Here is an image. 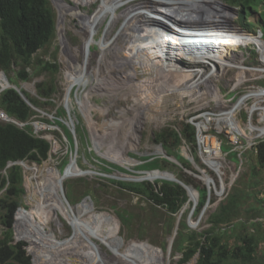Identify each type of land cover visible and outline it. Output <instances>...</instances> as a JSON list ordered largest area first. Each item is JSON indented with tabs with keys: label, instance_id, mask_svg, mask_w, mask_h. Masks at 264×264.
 I'll return each mask as SVG.
<instances>
[{
	"label": "rangeland",
	"instance_id": "rangeland-1",
	"mask_svg": "<svg viewBox=\"0 0 264 264\" xmlns=\"http://www.w3.org/2000/svg\"><path fill=\"white\" fill-rule=\"evenodd\" d=\"M49 1L56 16V36L51 44L42 49L37 56L44 62L54 60L58 65V72L55 75V92L52 99L43 101L41 108L37 111L38 116L36 118L42 119V121L35 120L32 124L35 134L48 140L52 149L47 161L41 165L32 164L39 167L48 164L53 167L56 181L62 175L58 170L61 162L70 151V147L62 132L53 125V121L57 117L58 108H65L69 115V122L67 121L66 124L69 126L71 119L75 125H78L79 120V127L85 130L83 132L79 128L78 138L75 135L77 149L80 150L76 158L77 160L80 159L79 165L82 166L80 168L83 171L92 170L98 174L68 178L62 184V195L58 193L63 202L74 207L83 202H89L92 205L93 212L98 215L95 223L96 227L90 225V223H93L92 220L88 221L86 219L87 224L84 223V226H88L92 234H99L97 231V229H100L97 227L98 225H107L111 242L120 248H125L135 242L146 258L154 250H160L164 252L167 264H182L180 262L182 252H176L175 250L180 228L178 225L174 227V223L166 210L154 208L150 202L140 196L123 190L105 179L111 178L116 181L136 183L137 181L134 180L139 177H146L150 173L138 171L126 175L115 172L106 175L100 172L101 170L93 158L97 157L127 170H133L141 164L135 156L164 157L166 155L161 145L155 142V134L158 131L167 126L180 129L181 122L192 124L196 131V142L185 144L181 148V154L189 160L191 166H185L180 162H170L171 165H163L162 171L172 173L178 179L183 178L187 181L186 185L191 186L194 195L190 196L191 205H187L185 208V210L189 209L188 225L197 232L207 229L209 216L217 210L220 202L227 197L228 192L238 178L243 173H248V163L255 158L249 152L250 148L245 151L242 160L239 159V161H233L227 153L222 152L221 147L224 143L230 145V134L226 133L228 127L226 122L221 120L223 117L221 113L230 110L234 105L237 106L240 102L236 104L238 99L249 91L252 84L264 86V78L253 79L258 73L254 75L251 72H244L247 81L239 87L238 82L235 81V78L239 76V71L238 68H234L235 65L251 68L262 66L261 53L253 45L255 42L258 44L259 35L262 39L260 30L256 28L251 33L244 32L250 35V39L245 40L246 35L238 25L239 8L220 0L223 4L231 6L236 12L223 6L216 9L228 11L230 13L228 18L238 27L239 31L236 29L231 45L215 42L214 48L209 53L211 52L210 54L219 62L230 64L232 67H229L225 73H221L222 65L216 64L217 61L215 60L200 59L202 62H187L185 60L187 54H184L180 48H187L190 51L191 49L179 45L181 40L184 42L187 39H180L178 35L164 33L165 39H162L161 42L165 45L163 43L161 45L165 48L162 51H165L168 61L175 63L183 73L186 70L191 71L182 84L189 88L181 95H177L175 91V88H180L179 85L170 86L166 88L169 89L167 91L161 87V90L157 91L159 95L157 92L155 94V91L149 94L147 91H151L149 89L150 84L141 85V83L150 77L151 69L146 66L141 67L132 64L131 61L142 62L143 56H148V52L151 50L150 45L143 46L147 44L141 43V48L146 50L144 52L137 48L138 43L133 42L134 40L127 43V39L123 38L122 34L129 30L120 33L122 19L117 21L105 37L108 26L115 15L111 12L107 15L108 17H105L99 28L95 29L96 33L89 49L91 55L83 77L84 82L81 86L74 88L76 74L72 67L71 53L81 61L84 45L87 40L92 39L78 17V13L82 12L83 15L91 17L100 10L107 0H77V2L66 0L69 5L78 6L80 11L61 10L54 0ZM211 3L209 1L205 4L209 5ZM137 4L138 1H132L128 6ZM125 7L120 8L116 14H119ZM180 7L184 8L183 6ZM184 9L214 10L205 8ZM256 13L258 12H254V14ZM188 24L189 26L192 25ZM208 25H205V28H210ZM210 30L216 33L212 28ZM103 41L107 42L104 49ZM154 42L157 47V41ZM261 42L264 46V40ZM124 50H126L125 54ZM220 50L224 52L221 53ZM126 56H129L127 58L129 59L128 62L125 58L123 60V57ZM0 72L2 71L0 70ZM126 72H129L131 76L125 75ZM30 73L31 78L28 81L15 80V78L10 81V77L4 75L11 84L22 87V91L30 97L38 98L37 85L49 83L53 78L47 72L38 71L34 73L33 70H30ZM162 83L160 81L156 86L159 88ZM24 85L27 87L23 88ZM141 88L142 90H140ZM68 97H70L69 101H67ZM245 115L246 113L243 112L242 116ZM43 120H48L51 124L43 122ZM207 120V130L204 131L201 138L197 123ZM246 121L247 119L244 120V123ZM215 123H218V125H215ZM208 139L214 140L213 145L215 147L219 145L220 156L211 155L214 150H212L211 144L207 143ZM195 157L199 162L195 161ZM208 160L220 161L224 168L223 174L214 172L213 167L207 163ZM69 165L70 160L67 166ZM22 168L26 194L18 211L21 209L27 211V215L36 222L30 211L35 207L36 196L33 189L36 187L37 181L31 172H26L24 166ZM61 173H64V171ZM260 177H263L262 185L264 187V171H262ZM205 178H211L213 181L209 184L204 181ZM154 181L150 180L149 182ZM68 184L75 186L72 200L67 198L66 186ZM203 189L209 190L210 194L203 211L195 217V211L200 205L198 190ZM77 212L81 214L79 210ZM16 221L17 216L15 215L14 238L17 242L23 241L27 244V254L32 258V264H35L34 258L29 252V242L19 238V227ZM98 221L99 223H97ZM61 222L51 223L50 226L43 225L48 229L52 242L46 249V258L42 264H73V262L76 264L88 262L89 264V261L95 256L97 259L94 264H121L116 259L114 252L105 246L99 237L97 238L94 235L92 240L95 244L100 245L101 253L102 255L104 253L106 262L99 255L96 246L77 238V230L68 221L61 217ZM197 258L195 256L184 264H197Z\"/></svg>",
	"mask_w": 264,
	"mask_h": 264
},
{
	"label": "trees",
	"instance_id": "trees-1",
	"mask_svg": "<svg viewBox=\"0 0 264 264\" xmlns=\"http://www.w3.org/2000/svg\"><path fill=\"white\" fill-rule=\"evenodd\" d=\"M173 1L187 9H216L220 6L230 8L220 0ZM209 1L212 3L206 5ZM222 1L239 8L238 24L243 30L252 32L258 28L262 32V39L258 36L260 41L264 39V0ZM56 25V16L49 0H0V70L10 77V81H13V78L28 81L31 78L30 70L34 73L47 72L53 78L49 83L37 85L38 98H32L23 91L37 109L41 108L43 101L52 99L55 92L58 65L54 60L44 62L37 55L55 38ZM244 34L245 40L250 39V35ZM253 45L257 48L256 42ZM261 45L263 46L262 42ZM2 72L0 87L11 85ZM0 110L11 119L24 124L23 127H18L14 123L0 122V264H32V258L26 251L27 244L23 241L17 242L14 238L15 215L19 238L29 242V252L35 264H42L46 258V249L52 241L47 230L37 226L27 215V211H18L26 191L23 168L17 163L41 165L49 159L52 146L48 140L35 134L32 122L42 119L36 118L38 112L29 106L16 90L6 89L0 93ZM68 118L67 110L60 107L53 121V125L62 132L70 147L60 164L61 172L69 164L70 154L76 145L75 136L66 124ZM43 122L51 124L48 120ZM79 123L78 120L75 127L77 138L81 128ZM180 127L178 129L167 126L161 129L155 134V142L161 145L167 156L174 157L181 164L190 167L189 160L181 154V148L185 144L196 142V131L192 124L186 122H181ZM221 150L233 161H238V154L232 150L231 145L224 143ZM249 150L255 158L248 163V173H243L234 183L227 197L209 216L208 228L202 232L192 230L188 225L189 209L185 208L191 205V201L188 192L180 184L167 180L127 183L105 179L140 196L154 208L166 210L174 227L178 225L180 228L175 250L182 252V264L189 262L196 255L197 264H264V187L263 177H260L264 171V143H259ZM77 152L79 154L80 150ZM135 157L141 164L133 170L97 157L93 160L100 172L106 175L115 172L130 175V172L162 171L164 164L171 165L165 157ZM195 161L199 162L196 157ZM79 162L78 158V165ZM10 163L16 164L8 166ZM180 180L187 183L183 178ZM66 189L67 198L72 200L75 186L68 184ZM198 192L200 205L195 211V217L203 211L210 194L207 189Z\"/></svg>",
	"mask_w": 264,
	"mask_h": 264
},
{
	"label": "bare ground",
	"instance_id": "bare-ground-1",
	"mask_svg": "<svg viewBox=\"0 0 264 264\" xmlns=\"http://www.w3.org/2000/svg\"><path fill=\"white\" fill-rule=\"evenodd\" d=\"M74 1L77 2V0H74ZM132 1H138V4L133 5V6H128V4ZM54 2L58 4L61 10L69 9L73 11H80L78 6H71L67 3L66 0H54ZM124 6L126 7L122 11H120L119 14H116L119 11V9ZM111 12H113V14L115 15L112 18L110 25L108 26L105 37L108 31H110V29L117 23V21L119 19H122L123 22L120 27L121 31L120 30L119 31L121 33V32H125L129 30L122 34L123 35L122 37L123 38L125 37L127 39V43H130V41L134 40L133 42H135L136 44L138 43L137 48L143 50L144 52L146 50L141 48V45H142L141 43L147 44L143 46L150 45L149 47L151 50H149L148 56H143V59L141 58L142 62H136V60L131 61L132 64H135L141 67L146 66L151 69L152 73L149 74L150 77L147 78L142 83L140 82L141 85L150 84L149 89L151 91H147L149 92V94L153 91H155V94H156L157 91L159 92L161 90V87L165 88V90L167 91L169 89H166V88L170 86L174 87V86L179 85L180 88L179 87L175 88L176 89L175 91L177 92V95H181V94H184L186 92V89L189 88L188 86H185L182 84L186 76L189 75L191 71L186 70V72L183 73V71L175 63H171L170 61H168L165 51H162L165 48V46L163 47L161 45V43H163L161 42L162 39H165L164 33H168V35L170 34H173L176 36L178 35L180 39L181 38L185 39L189 37L186 41L182 42L181 40L179 42V45L181 47H189L191 49L190 51L187 48H184V49L180 48V50L184 54H187V57L185 59L187 62H202L200 61V59L202 60L211 59V60L217 61L216 64L224 65L225 63L219 62L217 59H215L213 55L210 54L211 52L209 53V51L214 48L215 42L217 43L223 42V43H227L228 45H231L232 40L235 37L236 29L238 30V27H236L231 22L232 20L230 21V18H228L230 13L222 9L185 10L184 8L177 5L173 0H107L105 4L101 6L100 10H98L91 17L83 15L82 12H80V14L78 13V17L81 19L83 25H85V28L86 30H88L87 32L88 34H90L92 39H89L86 41L82 54H81V58H82L81 61H79V58L73 55L69 51L72 56L71 57V60L73 63L72 67L76 74L74 88L76 86H81L82 82H84L83 77H84V73L86 72V65L91 55L89 53L90 51L89 49H90L91 41L94 39V36L96 33L95 29L99 28V26L101 25L105 17ZM188 23L192 25L189 26ZM184 25L186 26L184 27ZM205 25L210 26V29L212 28L213 30H215L216 33H211V35H207L210 33L206 29H204ZM195 26L202 27V29L198 30L195 28ZM216 28H218V30H216ZM184 29H186V32H184L185 31ZM187 34H189V36H187ZM196 35H200V36H197L195 38L194 40L195 44H194L190 38H193ZM201 36H209V38H206V41H203L200 39ZM155 40L157 41V47L155 46V42H154ZM102 45L104 49L105 45H107V42L103 41ZM257 49L262 55L261 61L264 62V46L261 45V41L259 37H258ZM125 52L126 50H124V54ZM223 52L224 51H221V53ZM128 57L129 56L123 57V60L125 58V60H127L128 62L129 60L127 59ZM234 68L243 69V67H239L236 65ZM255 68L257 69H253V68L251 69H253V71L264 72V68L262 69L258 67H255ZM125 75L131 76L129 72H126ZM160 81H162L163 83L158 88L156 84ZM180 81L181 83H179ZM8 86L10 85L1 86L0 92L3 89L8 88ZM25 86L26 85H24L23 88L27 87ZM138 86H140V84H138ZM20 90L21 91L23 90L22 87L20 88ZM140 90H142V88ZM259 95L264 96V89H262L259 92ZM250 96H253V94L245 96L243 99H241V101L238 103L237 106L234 105V107H232L230 110L224 113H221L223 115L221 120L222 121L224 120V122L227 123V126L230 128L232 133L234 130H240L242 128V127L240 128L236 126L235 124V121H234L235 120L234 118L235 110L238 108L239 104L243 102V100H246ZM69 100H70V97L67 98V101ZM207 124H208V120L197 123V126H198L197 129H198V133L200 137L204 134V131L207 130ZM215 125H218V123H215ZM245 128L248 131L252 129L251 121L245 126ZM241 130H244V129H241ZM207 143L211 144L212 150H214L212 151L211 155L216 156V157L220 156V151L218 148L219 145H216L215 147V145H213L214 140H211V139ZM207 163L211 167H213L214 172L219 173L221 175L223 174L224 168L220 161L208 160ZM23 166H24L25 171L31 172L37 181V185L33 189L34 191L33 193L36 196L35 207L33 208V210L30 211L32 217L37 222L36 224L37 226L46 229L45 227H43V225L50 226L51 223H59L61 222V217H63L66 221L70 223V225H72L77 230V234H78L77 238L81 239L85 243H89L93 246H96V249L98 250L99 255L104 260H105L104 253L102 255L100 245L95 244L92 240V236L94 235H96L97 238L99 237L103 241L105 246H107L114 252L116 259L120 261L121 264H167L166 256L163 251L154 250L151 253V255L148 258H146L143 255L141 248L138 247L135 242L132 244H129L125 248H120L118 245L113 244L111 242L110 231L107 225L97 226L98 228H100V229H97L99 234H92L89 231L90 229L88 228V226H84V223H86L85 221L86 219L88 221L92 220L93 223H90V222L89 223L92 227L95 226L98 215L93 212L92 205L89 202H83L81 204H78V206L76 207L71 206L70 204L67 205L66 203L63 202L61 196L58 195V193L62 195V184L68 178L87 175V174H81L76 164L71 163L66 169L65 174L59 176L57 181L54 177L56 174L55 172H53V167H50L48 164L43 167H39L32 163L26 162V163H23ZM146 178L151 181L152 180L154 181L156 179H163V178L179 180L175 175L169 172L150 173L146 176ZM204 181L210 184L213 180L211 178H205ZM186 186L188 187L190 193H192V196H193L194 192L191 189V186H188V185ZM78 210L81 214H78L77 212ZM97 223H99V221ZM46 230H47L49 238L52 241V238L50 236L48 229ZM70 255H72L71 252H70ZM96 259L97 258L95 256L89 261V264H94ZM73 264H76V263L73 262ZM80 264H88V262H82Z\"/></svg>",
	"mask_w": 264,
	"mask_h": 264
},
{
	"label": "built area",
	"instance_id": "built-area-1",
	"mask_svg": "<svg viewBox=\"0 0 264 264\" xmlns=\"http://www.w3.org/2000/svg\"><path fill=\"white\" fill-rule=\"evenodd\" d=\"M262 57V55H261ZM232 67L230 64H224L222 65V68L220 69L221 73H225L226 70ZM243 67L245 69H238L237 78H235V81L238 82L239 87L240 85L244 84L247 79L245 77L244 72H251L254 75L258 73V75H255L253 79H259L264 78V72L259 71H253V69H257L252 67H245V66H239ZM258 68H264V62L262 61V66H259ZM239 78V79H238ZM264 89V86L262 85H254L252 84L249 88V91L241 96L236 104L241 101L245 96L253 94V96L248 97L246 100H243L242 103L239 104L238 108L235 110V124L238 127H242L241 129L244 130H234L233 133L228 127L226 133L229 135V142L231 145V148L234 152L238 154V159L242 160L243 154L247 149L253 148L255 145L259 143H264V96H260L259 92ZM234 107V106H233ZM243 112L246 113V117L242 116ZM247 121L244 123V120ZM0 120L8 122L9 119L6 116V114L2 111H0ZM251 121L252 123V129L248 131L245 126Z\"/></svg>",
	"mask_w": 264,
	"mask_h": 264
},
{
	"label": "water",
	"instance_id": "water-1",
	"mask_svg": "<svg viewBox=\"0 0 264 264\" xmlns=\"http://www.w3.org/2000/svg\"><path fill=\"white\" fill-rule=\"evenodd\" d=\"M231 9H233V8H231ZM234 10V9H233ZM3 75H4V72H3ZM5 76V75H4ZM5 78H6V76H5ZM6 89H14V90H16L18 93H19V95L21 96V98L29 105V106H31L34 110H36V111H38V109L36 108V107H34L32 104H31V102L29 101V99L26 97V95L24 94V92L23 91H21L20 90V87H18V85H16V84H11L10 86H8V88H6ZM6 89H3L2 91H4V90H6ZM1 91V92H2ZM69 122V121H68ZM13 123L15 124V125H17L18 127H23L24 126V124H20L19 122H17V121H15V120H13ZM69 127H70V130L72 131V133H75V123L70 119V125H69ZM77 145H75V149H74V151L71 153V159H70V164L71 163H74V164H76L77 165ZM165 158H167L169 161H171V162H174V163H178V161L174 158V157H169V156H167V155H165L164 156ZM16 163H10L8 166H12V165H15ZM17 164H19V165H21L22 167H23V162H19V163H17ZM77 167H78V165H77ZM195 167H197V165H195ZM68 168V166L65 168V170H64V173H61V171L60 170H58V172L60 173V174H62V175H64L65 174V172H66V169ZM79 168V170H80V173L81 174H87V175H90V174H98L97 172H95V171H92V170H87V171H83L80 167H78ZM155 172H162V171H160V170H155V171H150V172H147V173H155ZM148 179L146 178V177H139L138 179H136V180H134V181H147ZM162 180H167V181H172V182H176V183H178V184H180L182 187H184L185 189H186V191L188 192V195L189 196H192V193H190V191H189V189H188V187L186 186V184L185 183H183L181 180H174V179H165V178H163ZM148 181H150V180H148ZM64 195V194H63ZM64 197H65V195H64ZM65 199H66V197H65ZM66 201H67V199H66ZM68 202V201H67Z\"/></svg>",
	"mask_w": 264,
	"mask_h": 264
},
{
	"label": "clouds",
	"instance_id": "clouds-1",
	"mask_svg": "<svg viewBox=\"0 0 264 264\" xmlns=\"http://www.w3.org/2000/svg\"><path fill=\"white\" fill-rule=\"evenodd\" d=\"M228 6V5H227ZM228 7H230V8H232L231 6H228ZM237 8V7H236ZM235 11V10H234ZM236 12V11H235ZM239 21V20H238ZM239 25V24H238ZM240 27V26H239ZM56 28H57V25H56ZM196 29H198V30H201L202 29V27H195ZM204 29H206L210 34H207V35H211V33H213L212 31H210L209 29L210 28H204ZM240 30H242V31H244V32H247V31H245V30H243L241 27H240ZM260 30V29H259ZM184 32H186V30L184 31ZM260 32H261V30H260ZM247 33H251V32H247ZM261 34H262V32H261ZM187 36H189V34H187ZM197 36H200V35H196V36H194L193 38H190L192 41H193V43L195 44V38L197 37ZM260 36V35H259ZM189 38V37H188ZM188 38H185V40L186 39H188ZM206 38H209V36H201L200 37V39L201 40H203V41H206ZM264 40V39H263ZM3 92V91H2ZM1 111V110H0ZM3 112V111H2ZM6 114V113H5ZM7 117H8V115H6ZM8 119H9V121L8 122H6V121H2V120H0V122H4V123H13V120L14 119H11L10 117H8ZM16 121V120H15ZM21 124V123H20ZM69 127V126H68ZM75 127H76V125H75ZM70 128V127H69ZM74 134V136H75V133H73ZM78 150V149H77ZM77 154H78V152H77ZM176 159V158H175ZM238 161H239V159H238ZM171 162V161H170ZM78 165V164H77ZM79 167V166H78ZM60 170V169H59ZM161 171V170H160ZM147 172H150V171H147ZM162 172H164V171H162ZM180 180V179H179ZM148 181V180H147ZM182 181V180H181ZM183 182V181H182ZM184 183V182H183ZM186 184V183H185ZM197 256V255H196Z\"/></svg>",
	"mask_w": 264,
	"mask_h": 264
}]
</instances>
